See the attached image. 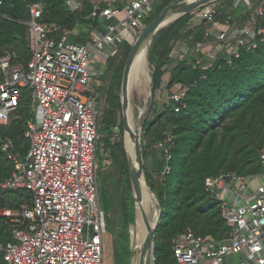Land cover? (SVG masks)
Instances as JSON below:
<instances>
[{
    "label": "built area",
    "instance_id": "1",
    "mask_svg": "<svg viewBox=\"0 0 264 264\" xmlns=\"http://www.w3.org/2000/svg\"><path fill=\"white\" fill-rule=\"evenodd\" d=\"M160 1L97 0L92 16L106 26L92 33L90 45L71 42L78 31L42 23L41 5L29 8L31 61L24 67L12 65L10 56L0 60V126L10 124L28 89L34 113L25 132L30 144L26 157L10 153L13 144L2 140L0 130V142L15 168L0 182V190L29 192L33 198L32 207L20 212L0 210V218L16 226L13 242L0 245L6 264H103L107 222L99 201L97 149L104 102L93 85L94 75L97 64L119 58L123 44L135 43ZM216 14V3L197 10L192 21L205 27L203 42L192 50L176 44L172 56L185 60L203 55L209 68L221 54L238 58L240 48L255 50L264 41L263 5L254 7L242 27L230 18L218 23ZM167 87L163 84L156 92L158 102ZM175 89L167 101L179 113L187 89ZM258 160L259 173L205 180L206 192L219 202L227 237L214 241L188 229L173 242V264H264V148ZM169 172L166 168L162 175ZM147 264H155L154 248Z\"/></svg>",
    "mask_w": 264,
    "mask_h": 264
},
{
    "label": "trees",
    "instance_id": "2",
    "mask_svg": "<svg viewBox=\"0 0 264 264\" xmlns=\"http://www.w3.org/2000/svg\"><path fill=\"white\" fill-rule=\"evenodd\" d=\"M74 1L78 6L75 11L69 6L70 0H2L0 60L10 56L12 65L24 67L31 61L30 29L26 25L29 18L23 20V16L26 9L34 5L43 7L42 23L62 30L78 31V34L71 36V42L90 45L92 33L96 30L104 31L106 24L102 19L92 16L97 0ZM182 1L163 0L156 3L145 25L148 26L166 7ZM234 2H217L215 20L223 23L230 18L231 23L238 26L246 23L249 11L239 21L241 13L235 8ZM251 4L254 7L264 6V0H251ZM118 7L121 8L120 5ZM194 14L160 31L148 51L154 96L168 77L166 101L161 108L153 101L143 127L145 178L159 210L158 228L152 238L155 264L175 262L173 242L188 229L197 236L214 241L221 242L227 237L228 229L221 217L219 202L206 192L205 180L229 173L239 176L259 173L258 154L264 148V41L259 42L255 50L240 48L238 58L221 54L209 68L204 67L209 61L203 55V63L195 54L179 60L172 56L177 42L185 39L190 43L186 46L192 50L204 39V31L201 29L197 33L188 30ZM263 25L264 20L260 26ZM131 47L127 43L121 46L122 58L118 63L108 61L109 69H114L105 91L107 104L104 112L110 115V121H102L101 133L106 138L105 154L100 158L101 169L110 159L122 163L118 186L129 190L130 168L122 144H111V140L114 129L112 117L122 108L123 73ZM3 82L4 75L0 70V85ZM176 85L187 89L185 108L179 113L175 112L174 104L167 101L176 91ZM32 119L31 92L26 91L19 108L11 116L10 124L0 126L2 140L13 144L10 153H19L23 157L28 154L30 144L25 138V132L27 123ZM123 133L121 122L120 136ZM8 155L9 152L4 150L0 142V182L10 178L15 170ZM166 168L170 172L162 175ZM98 187L102 192L106 184L98 183ZM126 196L131 197L129 193ZM128 203L131 206L125 210L127 217L120 229L122 232L119 235L116 232L113 240V264L131 263V254L124 241L128 233L123 232L136 221L134 199L128 198ZM32 205L33 198L29 192L0 190V210L20 212L24 207ZM15 227L9 219L0 218L2 247L13 242ZM0 264H6L3 252H0Z\"/></svg>",
    "mask_w": 264,
    "mask_h": 264
},
{
    "label": "rangeland",
    "instance_id": "3",
    "mask_svg": "<svg viewBox=\"0 0 264 264\" xmlns=\"http://www.w3.org/2000/svg\"><path fill=\"white\" fill-rule=\"evenodd\" d=\"M186 0H183L182 2H184ZM242 2V1H241ZM251 3V0H250ZM249 3V4H250ZM252 5V4H251ZM254 7H252V9L249 12V15L253 12ZM195 15V14H194ZM178 21V20H177ZM175 23V22H174ZM173 24V23H172ZM248 24V22H247ZM169 26H167L166 28H168ZM164 28V29H166ZM184 40V41H183ZM185 39L180 40L179 42H177L176 44L179 45H184L185 44ZM198 60H200L202 63L205 61L204 58L202 56H198V54H196ZM122 58V55H120L119 58L117 59H109L106 61V64H97V68L95 71V75H94V81H93V85H96L97 81L102 80L104 83V86L107 87L110 80H111V76L113 73L114 69H109V64L108 61H114V63H118V61ZM149 67V79L145 80L144 83L141 85L143 87L134 85L131 86L130 89V93H129V106L130 109L132 110V115H133V119L135 122V125L138 122V118L140 115V112L143 111V108L145 107V102L148 99L149 96V92H150V84H151V77H152V70ZM109 69V77H107V71ZM168 80L165 79V84ZM147 81V82H146ZM146 83V84H145ZM148 85V86H147ZM27 91L32 92L30 89H28ZM148 94V95H147ZM100 95L103 97V102H104V107H106V96L105 94H102L100 92ZM166 97L167 95L165 94V92H163V98L162 99V103L158 102L156 100V96L153 97V101L157 103V106L159 108L163 107L164 102L166 101ZM153 103V102H152ZM161 110V109H160ZM109 114H107L106 112L102 111V114L100 115L99 118V125H98V130H100L99 133V146L97 149V164L99 167V170L97 172V181L99 183V185L104 182L106 184V187L104 188V190L102 192L99 191V201H100V207L101 209L105 212L106 215V222H107V235L105 236L104 239V256H103V264H113L114 261V243L113 240L115 238V233L118 232L121 233L122 231L120 230L122 228V224L125 220V218L127 217V214L125 212V210L129 209V207L131 206V203H128V198L131 200V198L133 199V190H132V186L130 185V190L127 189V187L125 188L124 186L122 187L121 185L118 186V184H120V172H121V164L119 163H115L112 159H110L106 166L101 169V165L102 163L100 162V158L105 154L104 152V139L106 138L105 135H103L101 133V127H102V121L103 119L110 121L109 119ZM149 117V116H148ZM112 122H113V126L114 129L112 130L113 132V136H112V142L111 144L117 145V144H122V149L124 150V154L125 157L128 161V153H127V136L125 135V129H124V133L122 136H120V125L121 122H123V112H122V108L121 110H119L115 116L112 117ZM124 128V125H123ZM129 164V162H128ZM130 168V166H129ZM130 194L131 197H127V193ZM154 195V194H153ZM155 202H156V212L157 215L159 216V210H158V203L157 200L154 196ZM135 206V204H134ZM135 220H136V211H135ZM136 225V221L134 224L130 225L127 231H124V234H127V236L125 237L124 241L127 244V247L129 248V252L131 254V263L130 264H136L139 260V249H137V226ZM135 226V227H134Z\"/></svg>",
    "mask_w": 264,
    "mask_h": 264
},
{
    "label": "water",
    "instance_id": "4",
    "mask_svg": "<svg viewBox=\"0 0 264 264\" xmlns=\"http://www.w3.org/2000/svg\"><path fill=\"white\" fill-rule=\"evenodd\" d=\"M219 1L220 0H186L184 2L172 4L166 7L161 12V14L156 19H154L140 34V36L137 38L135 43L132 45L131 50L129 52L123 73V80L121 87V107L123 112V125L125 129V135L128 132L131 140H133L134 142L135 158L133 161V159L128 155V162L130 166L129 175L133 190V199L135 204L136 215H137L138 206L142 204L143 201L142 200L143 186H146L151 192L150 188L147 186L146 178H145V160H144V149H143L145 135L143 132V127L151 110L153 97H154V87H153V77H151L150 92L148 99L145 103V107L143 111L140 112L134 132L128 131L129 122H128L127 109L130 108L129 93L132 86L131 76H132V68L134 62L137 56L139 55V53L145 50L147 56V63H148V51L155 37L158 35L160 31H162L164 28L167 27L165 25L170 20H172V23H174L177 20L187 15H191L195 13L197 10H199L204 6L217 3ZM241 1H244L247 4L250 3V0H235L234 6H236ZM69 6L73 11L77 10L74 0H70ZM29 17H30V10L29 8H27L24 13L23 20H27ZM171 24H169L168 26H170ZM145 224L147 227V233L140 246L138 264H147L148 257L149 255L152 254V249H153L152 238L155 231L158 228V218L155 224L151 223L148 219H145Z\"/></svg>",
    "mask_w": 264,
    "mask_h": 264
},
{
    "label": "bare ground",
    "instance_id": "5",
    "mask_svg": "<svg viewBox=\"0 0 264 264\" xmlns=\"http://www.w3.org/2000/svg\"><path fill=\"white\" fill-rule=\"evenodd\" d=\"M171 23H172V20H170L165 26H168ZM148 77H149V67L147 63V56H146V51L143 50L137 56L134 62L133 68H132V76H131L132 86L137 85L139 86V88L143 87L141 85L144 83L145 80L149 79ZM127 115H128V122H129L128 131L134 132L136 125L133 119L132 110L130 108L127 109ZM126 136H127V141H126L127 142V145H126L127 153L134 161V158H135L134 142L133 140H131L128 132L126 133ZM142 200H143L142 204L138 206L137 215H136V226H137L136 241H137V249L139 250H140L141 243L144 240L145 235L147 233L145 219H148L151 223L155 224L157 221V218H159L156 212L157 209H156V202H155L154 196L152 195V193L149 191V189L146 186H143V199ZM136 264H138V262Z\"/></svg>",
    "mask_w": 264,
    "mask_h": 264
},
{
    "label": "crops",
    "instance_id": "6",
    "mask_svg": "<svg viewBox=\"0 0 264 264\" xmlns=\"http://www.w3.org/2000/svg\"><path fill=\"white\" fill-rule=\"evenodd\" d=\"M252 7H253V5H251V3L250 4H247L246 2H244V1H242V2H240V3H238L236 6H235V8H238L239 9V12L241 13L240 14V18H239V21H242L243 19H242V17H244V15H245V13H246V11L248 12H250V10L252 9ZM239 17V16H238ZM218 22V21H217ZM218 23H221V22H218ZM246 23H244L243 25H241L240 27H242V26H244ZM202 30V31H204L205 30V27L204 26H201L200 24H198V22H195V21H190V23L188 24V30L189 31H192V32H194V33H197L199 30ZM190 45V43L189 42H185V44L184 45H181V46H183L182 48H186V49H188V47L186 46V45ZM99 64H106V61H104V62H100ZM95 86V89L100 93H102V94H105V91L107 90V87H105L104 86V83H103V81L102 80H100V81H97L96 82V85H94Z\"/></svg>",
    "mask_w": 264,
    "mask_h": 264
}]
</instances>
